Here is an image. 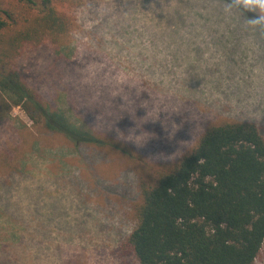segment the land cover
<instances>
[{"label":"rangeland","instance_id":"rangeland-1","mask_svg":"<svg viewBox=\"0 0 264 264\" xmlns=\"http://www.w3.org/2000/svg\"><path fill=\"white\" fill-rule=\"evenodd\" d=\"M201 2L59 0L58 31L36 8L0 0L10 15L0 13V264H138L122 244L140 184L212 125L250 122L264 136V31ZM11 73L107 143L76 145L29 119Z\"/></svg>","mask_w":264,"mask_h":264},{"label":"trees","instance_id":"trees-1","mask_svg":"<svg viewBox=\"0 0 264 264\" xmlns=\"http://www.w3.org/2000/svg\"><path fill=\"white\" fill-rule=\"evenodd\" d=\"M20 1L39 11L48 29L64 30L53 7L59 0ZM202 1L230 18V0ZM231 8L244 28L264 31L248 22L258 11L237 3ZM5 26L0 21V29ZM5 80L16 98L13 105L34 122L42 119L49 132L63 134L76 145L107 143L43 108L15 73ZM139 198L135 226L122 244L138 264H254L264 243V136L250 122L212 125L177 164L160 171L154 183L140 184Z\"/></svg>","mask_w":264,"mask_h":264},{"label":"clouds","instance_id":"clouds-1","mask_svg":"<svg viewBox=\"0 0 264 264\" xmlns=\"http://www.w3.org/2000/svg\"><path fill=\"white\" fill-rule=\"evenodd\" d=\"M233 3V2H232ZM232 3H228V10H231ZM237 6L248 11H258L255 19H249V25L257 29L264 27V0H236Z\"/></svg>","mask_w":264,"mask_h":264}]
</instances>
